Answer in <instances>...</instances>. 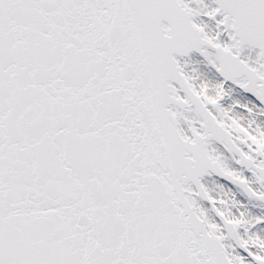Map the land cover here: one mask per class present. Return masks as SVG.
I'll list each match as a JSON object with an SVG mask.
<instances>
[{"label": "snow or ice", "instance_id": "1", "mask_svg": "<svg viewBox=\"0 0 264 264\" xmlns=\"http://www.w3.org/2000/svg\"><path fill=\"white\" fill-rule=\"evenodd\" d=\"M253 202L264 0H0V264H264Z\"/></svg>", "mask_w": 264, "mask_h": 264}, {"label": "rangeland", "instance_id": "2", "mask_svg": "<svg viewBox=\"0 0 264 264\" xmlns=\"http://www.w3.org/2000/svg\"><path fill=\"white\" fill-rule=\"evenodd\" d=\"M255 52V51H254ZM254 52H251L250 54L253 55ZM202 60V58L200 56H194L192 58H190V63L199 67L203 68V72L206 71L207 74H210L213 77H217L219 80H223V78L219 77V75L217 73H215V71L213 69H210L206 66V63L201 62L202 66H200L199 64H197V62H200ZM197 61V62H196ZM184 62V60H182V63ZM230 83V82H229ZM241 90L237 89V92H240ZM247 95V94H244ZM248 96V95H247ZM253 203H249V207L252 208V210L254 211V213L256 214H264V208H260V207H253ZM263 210V211H262Z\"/></svg>", "mask_w": 264, "mask_h": 264}, {"label": "bare ground", "instance_id": "3", "mask_svg": "<svg viewBox=\"0 0 264 264\" xmlns=\"http://www.w3.org/2000/svg\"><path fill=\"white\" fill-rule=\"evenodd\" d=\"M208 2L211 3V0H208ZM225 39H226V37H225ZM257 52H258V51H255V52L253 53L252 56L255 57V55L257 54ZM194 56H200V55L194 53V54L191 56V58L194 57ZM200 57H201V56H200ZM201 58H202V60H201L200 63H199L200 66H202L201 62H204V58H203V57H201ZM186 59H187V58H184V59H182V60H186ZM196 62H197V61H196ZM204 63H205V62H204ZM199 69H200V71H201L202 73L207 74L206 71L203 72V68H202V67H199ZM213 70H214V69H213ZM214 71H215V70H214ZM207 75L211 76L210 74H207ZM218 75H219V74H218ZM221 78H222V77H221ZM229 85H230V83H229ZM252 99H253V98H252ZM262 211H263V210H262Z\"/></svg>", "mask_w": 264, "mask_h": 264}, {"label": "water", "instance_id": "4", "mask_svg": "<svg viewBox=\"0 0 264 264\" xmlns=\"http://www.w3.org/2000/svg\"><path fill=\"white\" fill-rule=\"evenodd\" d=\"M256 51H257V50H256ZM193 54H194V53H193ZM193 54H192V55H193ZM195 54H198V53H195ZM182 59H184V58H182ZM247 95H249V96H250L251 94H247Z\"/></svg>", "mask_w": 264, "mask_h": 264}]
</instances>
